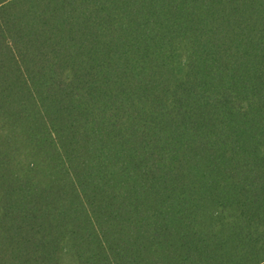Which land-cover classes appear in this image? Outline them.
<instances>
[{
  "label": "trees",
  "instance_id": "obj_1",
  "mask_svg": "<svg viewBox=\"0 0 264 264\" xmlns=\"http://www.w3.org/2000/svg\"><path fill=\"white\" fill-rule=\"evenodd\" d=\"M0 264H264V0H0Z\"/></svg>",
  "mask_w": 264,
  "mask_h": 264
}]
</instances>
